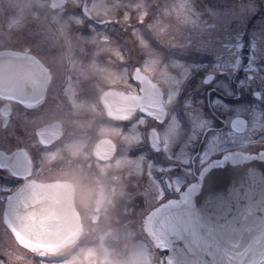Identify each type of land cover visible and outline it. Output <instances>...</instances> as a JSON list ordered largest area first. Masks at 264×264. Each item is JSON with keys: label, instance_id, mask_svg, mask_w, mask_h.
Instances as JSON below:
<instances>
[{"label": "flooded vegetation", "instance_id": "af4514ba", "mask_svg": "<svg viewBox=\"0 0 264 264\" xmlns=\"http://www.w3.org/2000/svg\"><path fill=\"white\" fill-rule=\"evenodd\" d=\"M167 2L0 0V51L47 69L3 76L0 264L11 244L35 264H103L107 252L167 264L150 211L213 160L264 155V101L250 98L264 93L251 79L264 76V0ZM137 69L161 94L159 117L138 105ZM38 184L71 192L79 215L74 241L52 253L21 246L4 220L16 193Z\"/></svg>", "mask_w": 264, "mask_h": 264}, {"label": "water", "instance_id": "95a60500", "mask_svg": "<svg viewBox=\"0 0 264 264\" xmlns=\"http://www.w3.org/2000/svg\"><path fill=\"white\" fill-rule=\"evenodd\" d=\"M22 60L0 52V96L3 76H20L31 65ZM155 106L153 115L161 112ZM56 192L53 185L26 186L9 203L4 220L20 245L52 252L73 239L78 216L71 194ZM150 221L157 245L168 250L167 264H263L264 156L211 161L198 184L156 208Z\"/></svg>", "mask_w": 264, "mask_h": 264}, {"label": "rangeland", "instance_id": "374dc122", "mask_svg": "<svg viewBox=\"0 0 264 264\" xmlns=\"http://www.w3.org/2000/svg\"><path fill=\"white\" fill-rule=\"evenodd\" d=\"M180 1H183V0H180ZM136 2L139 4L141 2V0H136ZM13 3V2H11ZM177 4V0H168L167 2V5L169 8H171L170 10L172 9H179L180 7L179 6H174ZM97 9L98 10H102L106 13V10H112V6H107V5H104L101 4L97 6ZM252 73H254V71H251ZM255 74V73H254ZM253 79V83L255 81H258L259 79H264V76H252ZM259 82V81H258ZM264 83V82H263ZM262 87V86H261ZM251 98V104H258V105H261L262 102L264 101V93L262 92V100L260 98L261 101L259 100H255V98L253 96L250 97ZM13 248H14V245L11 244L10 248L7 250V256H8V261L7 263L8 264H35L33 261H31L33 258V256L29 253H25L23 251H13ZM114 252H107V253H102V262L103 264H124V263H127L129 261V257H130V254L124 256V255H121V256H117V254L112 258ZM106 257H110L111 260H107ZM81 258L83 257H80L78 258L79 260H81ZM87 258H88V261L89 262H95V259H94V256L92 253H90L88 256H84L83 259H85L87 261ZM18 261V263H17ZM98 262V261H97ZM65 264V263H63ZM66 264H69V263H66Z\"/></svg>", "mask_w": 264, "mask_h": 264}]
</instances>
